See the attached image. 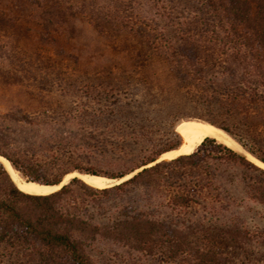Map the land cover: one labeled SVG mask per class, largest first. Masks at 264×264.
<instances>
[{
  "label": "rangeland",
  "instance_id": "obj_1",
  "mask_svg": "<svg viewBox=\"0 0 264 264\" xmlns=\"http://www.w3.org/2000/svg\"><path fill=\"white\" fill-rule=\"evenodd\" d=\"M206 6L205 0H0V129L8 135L4 149L18 156L58 147L72 155V166L127 173L176 142L177 133L181 145L178 126L198 119L264 157V104L255 102L264 99V65L253 64L260 53L250 47L239 52L234 39L209 30ZM197 45L209 63L189 62ZM212 146L209 142L203 150ZM244 155L263 167L248 151ZM208 163L202 169L191 162L168 166L160 189L158 184L151 189L154 205L170 213L175 185L199 191V179L206 182L221 174L227 181L235 175L226 165ZM51 174L45 166L40 177ZM243 177L238 188L225 183V193L238 195L228 210L213 214L197 208L189 215L196 233L211 228L204 217L237 220L254 235L264 230V206L239 196L246 184L263 178L254 172ZM204 192L211 197L216 191ZM145 196L146 189L140 188L122 199L100 202L108 216ZM201 239L194 238L193 247ZM257 241L252 238L254 250ZM92 254L95 264H183L180 258L171 261L164 254L147 255L112 241L102 242ZM0 264L9 262L0 257Z\"/></svg>",
  "mask_w": 264,
  "mask_h": 264
},
{
  "label": "trees",
  "instance_id": "obj_2",
  "mask_svg": "<svg viewBox=\"0 0 264 264\" xmlns=\"http://www.w3.org/2000/svg\"><path fill=\"white\" fill-rule=\"evenodd\" d=\"M205 2L211 19L207 23L209 30L225 33L234 39L233 46L239 52L243 47L259 52V57L253 64L255 67L264 65V0ZM200 46L202 48L204 45ZM198 48L197 45L190 52L192 57L189 62L209 63L204 57H200L204 50ZM255 102L262 107L264 99L257 97ZM177 136L179 139L176 142L144 159L127 173L101 174L84 167L72 166L69 162L72 155L58 147L13 155L4 149L8 135L3 129H0V156L10 161L24 179L41 184H58L65 175L75 172L119 179L136 169L151 165L150 162L153 163L167 150L177 148L181 143L178 133ZM209 142L213 149L203 150ZM243 146L264 164V157L254 147ZM208 160L228 166L235 175L227 177V181L219 177L221 174H214L206 182L199 179V191L196 186L193 189L187 185H175L170 195V213L160 211L154 205L151 189L157 184L160 189L161 176L166 174L168 166L191 162L202 169L209 166ZM45 166L52 169V174L46 179L40 177ZM247 172L257 173L263 180L246 184L239 196L248 197L264 206V168L244 154L211 138H206L192 154L181 155L169 161L163 160L143 168L118 185L102 189L91 187L75 177L55 192L28 193L19 188L0 161V257L9 264H95L92 253L96 246L104 241H112L147 255L164 254L171 261L180 258L183 264H259L264 261L261 253L262 257H257L258 252H264V230L254 235L251 231L242 229L237 220L215 222L204 217L203 221L210 224V232L204 230L199 234L192 228L196 222L189 216L193 211L197 212V208L213 214L228 210L238 199V195L230 196L225 193V183L228 184L229 181V184L238 188ZM140 188L146 189L145 197L134 198L131 203L123 205L120 211H113L107 216L105 207L100 202L102 199H122ZM206 188L215 190V194L206 196ZM203 221L199 223L201 226H204ZM218 223L222 227L218 228ZM199 236L202 237L199 245L193 247V239ZM256 236L258 246L254 250L251 242ZM229 245L232 248L230 252ZM245 245H248L247 249Z\"/></svg>",
  "mask_w": 264,
  "mask_h": 264
},
{
  "label": "bare ground",
  "instance_id": "obj_3",
  "mask_svg": "<svg viewBox=\"0 0 264 264\" xmlns=\"http://www.w3.org/2000/svg\"><path fill=\"white\" fill-rule=\"evenodd\" d=\"M178 129H179V133L184 139V142L177 148L162 153L160 156L161 159L160 161H163L162 159H175L181 155L192 154L206 138H213L218 142L223 143L224 145H227L232 149L239 151L243 154L247 152L233 137H231L222 129L208 122L200 121L198 119L197 120L192 119L181 123L178 126ZM251 157L253 156L251 155ZM253 159L264 167V164L257 161L254 157ZM0 160L5 165L9 174L16 182V184L19 186V188L25 192L33 193V194H49L51 192H55L59 190L62 185H65L72 178L75 177L82 179L89 186L99 189L110 187L114 185V183H120L128 179V177L130 178V175L128 176L125 175L123 178H119V180H112L111 178L102 175L75 172L65 175L63 181L60 182V184L58 185H46L36 181H29L21 178V175L18 173V171H16L13 168L10 161H8L5 158H2L1 156H0ZM153 163H151V165H153ZM140 169H137V171ZM137 171L135 170L131 173H136Z\"/></svg>",
  "mask_w": 264,
  "mask_h": 264
},
{
  "label": "water",
  "instance_id": "obj_4",
  "mask_svg": "<svg viewBox=\"0 0 264 264\" xmlns=\"http://www.w3.org/2000/svg\"><path fill=\"white\" fill-rule=\"evenodd\" d=\"M168 151V150H167ZM155 163H153V165H155L156 163H159V162H161V161H157V160H155L154 161ZM150 163H152V162H150ZM153 165H150V166H153ZM150 166H144L143 168H146V167H150ZM142 170V168L140 169V170H138V172H140ZM135 174H137V172L136 173H134V175ZM134 175H132L130 178H132ZM124 177V176H123ZM123 177H121V178H123ZM130 178H128V179H130ZM73 179V178H72ZM113 179H116V178H113ZM128 179H126V180H128ZM126 180H124V181H126ZM124 181H122V182H124ZM70 182V181H69ZM68 182V183H69ZM122 182H120V183H122ZM68 183H66V184H68ZM120 183H117V184H114V185H112V186H115V185H118V184H120ZM58 184H60V182L58 183ZM58 184H46V185H58ZM65 184V185H66ZM64 185H62L61 187H60V189L63 187ZM111 187V186H110ZM59 189V190H60Z\"/></svg>",
  "mask_w": 264,
  "mask_h": 264
}]
</instances>
